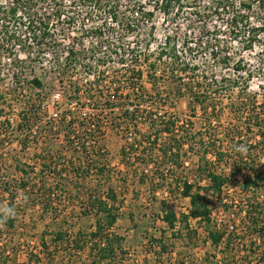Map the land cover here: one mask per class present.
Returning <instances> with one entry per match:
<instances>
[{"label":"trees","instance_id":"obj_1","mask_svg":"<svg viewBox=\"0 0 264 264\" xmlns=\"http://www.w3.org/2000/svg\"><path fill=\"white\" fill-rule=\"evenodd\" d=\"M135 1L137 2L135 13L146 22L152 18L155 11H160L166 16L171 14L175 16L185 10L184 8H195L193 15L199 22L215 18L219 23L214 22L216 28L209 29L206 34L218 36L222 33L221 30H225L232 40L244 42L242 47L244 50H251L254 43L258 42L259 36L264 35L263 23L251 25L249 22L248 14L253 6L251 3L213 0L208 6L203 5L201 10H197L195 7L197 0H152L151 9L146 8L142 0ZM36 2L37 0H8L7 4H0V31L3 33L0 56L4 50L10 55L13 54L11 59L13 69L7 74H11L15 80H18L22 72V66L16 58V50L27 54L28 48H32L28 41L36 45L42 44L49 33L46 20L49 16L35 7ZM83 2L102 10L108 3H112V0ZM113 2L114 5H108L107 11H103L108 12L110 19L116 20L115 0ZM255 2L260 7L264 6V0ZM20 12L24 13L22 26L29 35L25 40L21 39L16 26L8 30L6 23L15 19ZM53 12L52 14L59 18L63 9L58 7ZM132 27V23H126V31L131 32ZM102 29L90 27L89 30L95 33L96 37H101ZM245 37L247 39L243 41L242 38ZM213 41L209 43L210 41L198 38L195 41L193 38L187 41L184 37L181 44L170 45L169 37H165L159 47L156 61L147 62L148 58H145L143 70L140 68L136 70L133 66L126 68L129 74L127 78L131 81L127 87L130 93H122L120 85L114 87L113 98L109 99L108 96L107 100L103 101L105 105L103 109L109 110L108 117L101 119L94 114L92 130H88L86 123L75 118L60 121L59 130L63 132L68 157H64L61 149L54 153L41 151L40 155L35 157V162L39 166L37 171H35L37 165H29L15 159L13 169L19 173L18 179L12 183V179L10 181L0 176V193L7 195L11 205L19 191L28 198L29 205L41 206L42 212H47L49 207L61 202L65 195L78 204L79 223L71 222L68 216L58 222V226L48 234L52 247L46 246L45 233L41 236L47 264L59 253H68L69 258L72 256L80 258L79 254L84 250L87 251L89 262L81 264H120L119 252L123 253L122 257L125 255V250L122 249L125 238L113 231V226L120 216L118 206L122 201L117 199L112 183L114 169L110 167L112 163L108 159V151L101 143L108 127H116L124 132V144L120 147L119 156L126 166H130L132 162L137 164L140 175L138 176L134 169L133 176H138V182L150 184L153 192L165 190L169 194L173 193L170 195L172 201L187 200L186 211H176L175 205L163 199L159 201V210L165 227L159 231L157 237L150 235L148 241L160 264H163L162 258L173 253L176 248H180V251L177 252L173 264H190L183 255L196 247V241L200 236L204 237V243L209 242L210 246L219 252L211 255L213 261L210 264H239L238 253L245 254L246 264H252V260H255L254 264H264V133H261L264 129V104L258 105L256 97H248L245 93L247 88L241 87V93H244L245 97L240 98L242 102H231L229 109L234 116L242 115L238 121H242L243 127L236 125L220 135L217 127L206 126L207 131L202 133L201 130L195 129V121L192 120L193 117L200 115V118L207 120V124L214 120L218 121L219 110L215 105L210 107L208 103L211 91L219 93L220 90L238 86L234 79L217 78L213 75L208 77V71L199 70L198 64L191 59L194 48L198 47L208 53L211 60L209 68L231 65L234 61L233 56L226 51L227 43L220 45L216 37ZM24 46L28 47L27 50ZM102 46L101 41L92 42L90 49L92 54L97 53ZM69 53L73 55L72 51ZM132 53L133 49L128 51V54ZM242 60L240 55L233 64V70L239 74L242 72L247 74L245 64L241 65ZM157 62L162 64L160 65L162 69L157 68L159 66ZM144 72L146 82L152 85L153 91L140 83ZM158 72L161 74L157 75ZM166 73L167 78L174 84L173 89L169 90L167 87H162L164 91L156 89V84H160L158 79ZM247 75L249 77V74ZM28 83L33 88H42L37 77L31 78ZM225 84L228 85L225 87ZM179 97H185L187 100L189 112L187 118H181L169 111L174 108L175 100ZM4 98L5 96L0 94V100ZM26 102L24 110L19 113L16 127L18 134L25 138L37 121L47 114L40 112L39 105L30 102V99H26ZM114 109L120 110V115L116 118L112 116ZM117 120L120 121L116 123ZM0 123V149H3L6 145L4 137L9 136L10 127L3 108H0ZM139 125H143L144 130L133 139L129 135L127 137L126 134H130L132 132L130 130ZM2 130L4 133H1ZM257 131L261 133L260 141H255ZM75 140L82 148L81 153L72 146ZM88 140H92L90 150L85 146ZM241 145L246 147V151H237ZM187 162L194 168L186 170L189 168V165L185 166ZM46 170L55 177L52 179L42 177ZM36 174H39V177ZM120 179L123 183L127 181V177ZM48 180L53 182L48 183ZM87 180L94 182L92 189L90 187L86 189L81 183ZM231 180H235L240 186L242 197L239 201L242 204L236 203V197L224 195V189ZM203 181L204 185L201 184ZM79 184L85 191L82 195H80L82 186ZM220 211L224 214L232 211V215L233 211L238 213L236 218L219 221L217 215ZM90 219L92 223L86 227ZM130 219L132 220L131 215ZM14 222L12 216L4 218L0 214L1 224L11 228ZM69 227L78 228L71 234ZM207 255L205 254L206 260ZM40 261L39 256L30 254L26 262L14 264H39Z\"/></svg>","mask_w":264,"mask_h":264},{"label":"rangeland","instance_id":"obj_2","mask_svg":"<svg viewBox=\"0 0 264 264\" xmlns=\"http://www.w3.org/2000/svg\"><path fill=\"white\" fill-rule=\"evenodd\" d=\"M7 1L8 0H0V4H7ZM212 1L213 0H197L195 7L197 10H201L203 5L208 6ZM239 1L251 3V5H253L248 14L251 25L258 24V22L264 24V6L260 7L256 5L255 0H234L235 3ZM110 4L114 5L113 0ZM110 4L108 3L102 10H98L90 4L83 2V0H37L35 7L41 9L49 16V19H46L48 22L50 21V17H52V13H54V9L59 7L63 9V15L70 17V21L74 22L73 28L67 29L60 19H51L49 23L50 31L44 39L46 44L36 45L30 43L32 48L24 46L26 50L27 48L29 49L27 54L17 49L16 58L19 59V65L22 66V72L18 80H15L11 74H7L11 72L10 69H13V64L11 62L13 54H11V56L8 54V51H3L2 56H0V94H3L5 98L0 100L2 103L0 104V108L4 109L5 118L8 119L10 127L8 128L9 136L4 137V143L6 145L3 149H0L1 177H6V179L10 181L12 179V183L18 179L19 173L15 172L13 169L15 159L29 165H37V169L35 168V171H37L39 166L35 162V157L40 155L41 151H52L54 153L61 149L64 157H68V151L64 145L65 143L61 142L52 132V127L46 122V116L39 119L36 126L32 127L36 133H33L31 130L27 138L18 134L16 127L19 122V113L21 110H24L25 103H27L26 99L44 97L45 107H48L46 115L53 117L59 110L64 112L65 110L71 109L75 116V120L83 121L86 125L94 114L101 119L108 117L109 110H96L98 108L103 109L104 104L102 103H104V99L107 100L109 93L111 94L112 90L110 86L113 87L112 84H109L110 80L101 77L90 80L93 81L92 86L88 87V90L81 93V95H75L73 97L79 99L74 106L70 107L66 104V102L69 101L66 100L58 103L57 108L51 105L50 97L55 88L56 79L63 78L71 82L75 80V85L83 84L85 81L84 76L79 75L78 71L71 70L67 72L66 68H62L60 64H62L63 60L59 58L63 51L67 48L69 49L71 45H73L71 37L75 36L76 38L78 37L77 41H79V46H77L79 49L77 50L76 48L75 50V60H82V57L86 54V49L91 46L88 45L89 42H86L90 41L86 34V30H89V26L102 27L103 29L101 32L107 34V37H92V42L96 40L103 43V46L96 51L97 54L95 55V60L98 59L100 62L105 61V55L113 53L112 51L114 49L118 47L125 48L131 44L139 50L142 59L140 60L141 64L146 61L145 58H148L147 62L156 61V55L159 53V47L162 45L165 37H169L170 45L173 43L181 44L184 37L187 41H191L192 38L195 41V39L198 38L202 39V41H210L209 43H213V39L216 37L220 41V45H222V43H227L226 51L229 52L231 57L233 56L232 60L234 62L237 61L241 55L243 59L241 65L243 66V64H245L249 77L245 72H242V74L234 72V62L228 66L218 65L215 68H209V66H211V60L208 53L204 50L203 52L201 48H194V55L191 59L198 64L199 70H207L208 77L213 75L217 78L227 77L231 80L234 79L237 81L236 83L238 85L229 90H220L219 93L217 91H211L208 103L210 107L212 105L217 107L220 118L218 121L214 120L207 124V120L200 118V115L193 117L192 120L195 121V129L201 130L202 133L207 131L205 130L206 126L217 127V129H219L218 134L220 135L225 133L226 129H232V127L236 125L243 127L242 121H238L240 118L239 116L242 117V115L234 116L229 109L231 102H242L240 98L245 97L244 93H241V87L247 88L245 93L248 97H256V103L258 105L264 104V35L259 36L258 42L254 43L251 50H244L242 48L244 42L232 40L225 30H221L222 33L218 36L212 37V35L206 34V31L216 28L214 27V22L217 23V21L215 18H209L205 22H199L193 15L195 8H184L185 10L175 16L173 14L166 16L160 11H155L152 18L146 22L135 13L137 9V6H135L137 2L135 0H115V7L117 9L115 14L117 18L115 21H110L108 12H105ZM142 4L146 8L151 9L153 1L142 0ZM23 15L24 13L18 14L15 19L6 21V23H8V30L16 26L21 39L25 40L29 35L22 26V22L24 21L22 20ZM127 22L133 25V30L131 32L126 31L125 27ZM61 29L63 31H61ZM2 34L3 33L0 31V42ZM92 34L93 36L96 35L95 33ZM245 39H247V37L242 38L243 41ZM162 61L163 60H160V62ZM160 62H157V65L159 64L157 67L158 69H162V66H160L162 64ZM99 65L100 71L108 70V72L113 75L112 80L120 83L118 86L120 85L119 87L122 93H130L127 87L129 85L128 82L131 81L127 78L129 75L127 71L124 74L123 69L116 64L109 63L104 68L101 64ZM204 66L206 68H203ZM160 74L161 72L157 73V75ZM124 75L126 78H124ZM167 76V73L161 75L158 79L160 84H156V89H160L161 91H164L162 87H167L169 90L173 89L174 84L170 82ZM32 77H38L40 79L42 83L41 89H36L29 85L28 81ZM104 79L106 81H104ZM142 83L147 89L152 90V85L146 82L145 72L143 73ZM227 85L228 84H225V87ZM91 98L92 101L86 100ZM109 99L111 98L109 97ZM175 101L174 108L169 111L181 118H187L189 112L187 110L186 98L179 97ZM86 103L87 107H85ZM91 103L93 106H90ZM113 112L112 116L115 118L120 115L119 109H114ZM119 121L120 120H117L116 123ZM87 126L92 129L91 124ZM123 126L122 124L121 127ZM141 130H144L143 125H139L137 128L130 130L132 131L130 138L133 139L135 136H138ZM256 130L257 129H255V131ZM1 133H4V131L2 130ZM261 133H264V129ZM261 133L257 131L255 141L261 140ZM104 134L101 143L106 147L108 159L112 163L110 167L114 169L113 172L115 175L112 177V183L116 190L117 199L118 201H122V204L118 206L120 214L119 219L113 226V231L125 238L122 246V249L125 250V255L122 257V252L118 254L119 259H121L120 264H160L158 260H156L154 250L148 241L150 235H154V238L157 237L159 231L165 227L162 221V213L159 210V201L163 199L173 206L175 205L174 208L176 211H186L187 200L180 199L172 201L170 195L173 193L169 194L165 190H156L153 192L151 190L153 187H151L150 184H141L138 182L140 173L139 170L137 171V164L132 162L130 166H126L119 156L120 147L124 144V132L116 127H108ZM126 135L128 137V134ZM188 165L189 168H186V170L194 168V166H190V163L187 162L185 166ZM134 169L138 172V176H133ZM36 175L39 177V174ZM31 176H33V174ZM42 177L52 179L55 176L49 170H46V172L42 174ZM121 177H127V181L123 183L120 179ZM90 178L92 180V177ZM91 180L81 183L86 189L87 187L92 189L94 187V182ZM49 182L52 183L53 180H48V183ZM201 184L204 185L205 182L203 181ZM83 186L80 195L85 193ZM224 195L236 197V203H241V201H239L242 197L241 189L235 180H231L230 184L226 186ZM27 200L28 198L19 191L18 196L11 205L9 204L7 195L0 193V214L6 218L7 216L4 212L11 205L14 211L12 217L15 219L14 225L11 228L0 223V264L26 262L30 254H35L40 257L41 261L39 264H47L46 256L43 253V248L45 247L41 244V236L43 233H45L44 239L46 246L52 247L48 234L58 226V222L68 216L71 222L79 223L77 218L78 204L75 200L69 199L67 195L63 196L61 202L49 207L47 212H42L41 206L34 207L29 205V201ZM241 204L240 207L242 208ZM231 213L232 211L227 214L220 211L217 217L219 221L237 217V211H233V215ZM130 215L132 220L130 219ZM89 223H92V219L87 222L86 227H88ZM228 223L230 224L231 222ZM194 226H196V224H194ZM77 228L78 227H69L70 233L73 234ZM203 238V236H200L196 241V247L192 249L190 253L183 255L186 256L184 257L185 259L190 261V264H210V262L213 261L211 255H213L214 252L217 254L219 253L218 250L210 246L209 242L204 243ZM179 249L176 248L173 250V253L164 256L162 258L163 264H173L174 259L177 257V252L180 251ZM205 254H208L207 260L205 259ZM79 255L80 258L74 256L69 258L68 253H59L56 258L54 257L51 259L49 264H81L82 262H89L86 250ZM237 257L240 262L239 264H246L245 254L238 253ZM254 262L255 260H252V264H254Z\"/></svg>","mask_w":264,"mask_h":264},{"label":"built area","instance_id":"obj_3","mask_svg":"<svg viewBox=\"0 0 264 264\" xmlns=\"http://www.w3.org/2000/svg\"><path fill=\"white\" fill-rule=\"evenodd\" d=\"M67 18V19H65ZM51 19H56V20H61L64 25L66 26L67 29H72L73 28V24L74 22L73 21H70L71 18L70 17H67L65 15H63V13H61L60 17H56L54 14H52V17H50V21ZM109 20L111 21H115L113 19H110ZM50 21L48 22V26H49V23ZM89 29H90V26H89ZM48 31H50V28H48ZM61 31H63L61 29ZM86 34H87V37L89 38L90 41H86V42H89L88 45H91L90 47H88L86 49V54L84 55V57H82V60L78 61V60H75V50L77 48V50L79 49V46L78 42L77 41V38L75 36H72L71 37V41L73 43V45H71V47L68 49H66L65 51L62 52V55L60 56V60H63L61 67L62 68H66L67 69V72L68 71H71V70H76L78 71V74L79 75H83L84 78H85V81L83 84H79V85H75L74 82H71L70 80H66V79H63V78H58L55 80V88L53 89V92H52V95L50 97V100H51V105L52 106H56V108L58 107L57 104L60 103L61 101H69V102H66V104H68L70 107L71 106H74L79 99L77 98H73L75 95L79 96L81 95V93L85 92L88 90V87L92 86V82L93 81H90V80H94V78H105L106 80H110L109 81V84H112L113 87L110 86V89L112 90L114 87H116V84H120V83H117L116 81H113L112 80V76L110 72H108V70H104V71H100V65L101 64L104 67H106L109 63L111 64H116L117 66L121 67L124 71V74L126 72V68L127 67H130V66H133L135 67L136 70H138L139 68L143 70V64H141V54L139 53V50L134 47L133 44H131L130 46H126L125 48H121V47H118L117 49H114L111 53V54H107L105 55V61H101L96 59L95 60V54H92V50H90L92 48V37L93 38H96V35L93 36L91 30H86ZM103 34V37H107V34L105 32H102ZM86 36V35H85ZM95 40H93L94 42ZM28 44H30V42L28 41L27 42ZM42 44H46L45 42L42 43ZM133 49V53L132 54H128V51L129 50H132ZM70 51L73 52V55H70ZM105 54V52H104ZM64 56V57H62ZM58 65V66H60ZM57 66V68H58ZM115 73V72H114ZM113 74V73H112ZM33 78V77H32ZM38 78V77H37ZM124 78L125 75H124ZM39 79V78H38ZM104 79V81H106ZM40 80V79H39ZM136 80V79H134ZM142 80H143V73H142V78L140 79V83H142ZM42 84V83H41ZM93 87L95 88V86L93 85ZM137 89V86L135 87ZM110 98H113V90L111 91V94L109 93L108 95ZM87 101H92V98L91 99H86ZM34 102L35 104L39 105V111L40 112H46L47 113V108L48 107H45V99L44 97H36V98H31L30 99V102ZM103 104V103H102ZM80 105V104H79ZM90 106H93L92 103ZM97 106V105H96ZM85 107H87V103L85 105ZM105 107V105H104ZM94 108V107H92ZM107 108L105 109H102L100 108V110H106ZM97 110V109H96ZM98 110V111H100ZM49 114V113H48ZM46 117V122L48 123V125H50L52 127V132L58 137V139L64 143L63 141V132L59 130V127H60V121L65 119L66 121H69L71 118H75L74 114L72 113L71 109H68V110H65L64 112L62 110H59L55 113V115H53V117H51L50 115H45ZM88 124H91V128H92V117L90 118V121L87 122V125ZM36 126V124L34 125ZM38 128V127H36ZM87 129L89 130L90 128L87 126ZM92 130V129H90ZM33 133H36V131H34L32 129ZM39 132V131H38ZM129 137L131 135V132L130 134H128ZM80 143V142H79ZM90 144H92V140H88L85 144L86 146V149H89L92 147L90 146ZM72 146L77 149L78 153H81L82 151V148L80 147V144H78V141L75 140L74 143H72Z\"/></svg>","mask_w":264,"mask_h":264},{"label":"clouds","instance_id":"obj_4","mask_svg":"<svg viewBox=\"0 0 264 264\" xmlns=\"http://www.w3.org/2000/svg\"><path fill=\"white\" fill-rule=\"evenodd\" d=\"M237 151H240V152H244V151H246V147L245 146H243V145H241V146H239L238 148H237ZM4 214L6 215V216H12V215H14V211H13V209H7V210H5V212H4Z\"/></svg>","mask_w":264,"mask_h":264}]
</instances>
